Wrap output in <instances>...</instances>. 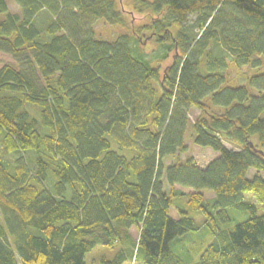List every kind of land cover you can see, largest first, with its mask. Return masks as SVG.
I'll use <instances>...</instances> for the list:
<instances>
[{
  "label": "trees",
  "instance_id": "1",
  "mask_svg": "<svg viewBox=\"0 0 264 264\" xmlns=\"http://www.w3.org/2000/svg\"><path fill=\"white\" fill-rule=\"evenodd\" d=\"M14 1L0 0V264H87L96 246L116 250L101 264H264V213L245 199L264 205V0H134L145 22L114 40L93 30L123 24L114 0ZM231 65L253 73L231 85ZM191 107L192 141L218 156L165 165L187 151ZM229 209L251 216L222 229ZM190 210L213 239L185 262L169 246L197 228Z\"/></svg>",
  "mask_w": 264,
  "mask_h": 264
},
{
  "label": "rangeland",
  "instance_id": "2",
  "mask_svg": "<svg viewBox=\"0 0 264 264\" xmlns=\"http://www.w3.org/2000/svg\"><path fill=\"white\" fill-rule=\"evenodd\" d=\"M8 7L10 11L12 12H19V6L14 0H6ZM115 2V8L120 13L123 24H111L105 19H99L95 21L93 24V30H94V37L101 40H114L116 39L120 34L123 33H129L134 35L136 33L135 27H139L142 23L145 22L147 12L145 11H139V6L134 0H114ZM34 21L37 25L40 26V28H43V26L46 25V22L48 21L47 14H44L43 12H39L37 16L35 17ZM150 35V34H149ZM148 33H145L143 37L140 38L141 40V46L142 50L146 53H153V51L158 49V46L155 44L154 39L152 35L149 36ZM147 36V37H146ZM175 54V51L169 52L168 57L161 61L159 64L160 70L163 71L164 68L172 63L173 56ZM7 63H13L12 57L0 51V66L7 64ZM238 70H235L233 66L231 65L229 67L228 76L230 80L231 85H238L240 82L245 81L246 79H243L242 77L245 76V74L250 75L253 73L252 71H249L246 67L242 68V71L240 73ZM241 76V77H240ZM240 81V82H239ZM27 108L30 110L32 114L37 115V108L35 106H28ZM200 110L196 107H191L188 110V118H189V125L186 130L185 134V145L187 146V151L183 152L182 154H177L174 157H167L165 158V165H169L176 161L178 157L181 158V160L192 158L194 164L197 166H207V164L214 159L218 153L213 151L209 147H202L196 145L192 141V134L193 131L191 130L190 125L193 123L195 118L199 116ZM227 146H230L229 144H226ZM231 147V146H230ZM115 148V147H114ZM1 156H6L4 153H0ZM29 157H31L29 155ZM6 158L11 159L13 158L12 155H7ZM255 173V170H251L249 172V176H253ZM261 176L264 177V171L260 172ZM176 189L179 191L184 192H191L192 190L189 188H183L178 185L175 186ZM214 193L213 192H205V197L207 203L211 204L212 200L214 199ZM245 199L249 202H252L254 204L255 213L257 215L264 213V205L257 202L255 199V196L252 193H247L245 195ZM176 211L174 209L170 210L171 214H176ZM190 216L194 218L195 223L197 225V228L195 230L189 231L188 233L174 239L170 243V250L177 254L181 259H183L185 262H189L193 259V261L198 260L200 248H202L203 245L210 242L209 234L207 233L206 227H203L206 224L205 216L200 211H191L190 210ZM228 214L232 221L223 224L218 216H216L215 224L220 228H225L226 226L231 228L234 226L235 223L246 220L251 216L250 211H241L236 209H229ZM209 223L207 222V225ZM134 233V236H136V233ZM116 250L105 248L102 246H96L93 248L89 253L85 256V261L87 264H101L100 259L101 257L106 258H112L115 254ZM123 264H142V258L139 257L138 259L134 260H128L124 262Z\"/></svg>",
  "mask_w": 264,
  "mask_h": 264
},
{
  "label": "crops",
  "instance_id": "3",
  "mask_svg": "<svg viewBox=\"0 0 264 264\" xmlns=\"http://www.w3.org/2000/svg\"><path fill=\"white\" fill-rule=\"evenodd\" d=\"M217 156H218V155H217ZM217 156H216V157H217ZM216 157H215V158H216ZM212 160H213V159H212ZM200 167L204 168V166H200ZM214 197H215V195H214ZM175 213H176V212H175ZM170 215H171L173 218H177V216H178L177 213H176V214H171V213H170ZM203 227H206L207 233L209 234V239H210V241H212V239H213V235H212L210 229H209L207 226H205V225H204Z\"/></svg>",
  "mask_w": 264,
  "mask_h": 264
},
{
  "label": "water",
  "instance_id": "4",
  "mask_svg": "<svg viewBox=\"0 0 264 264\" xmlns=\"http://www.w3.org/2000/svg\"><path fill=\"white\" fill-rule=\"evenodd\" d=\"M250 146H252V143H250Z\"/></svg>",
  "mask_w": 264,
  "mask_h": 264
}]
</instances>
